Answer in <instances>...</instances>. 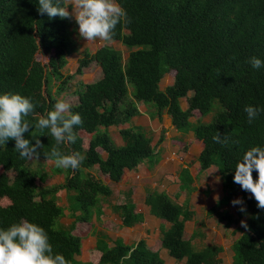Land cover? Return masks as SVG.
Returning <instances> with one entry per match:
<instances>
[{
  "label": "trees",
  "instance_id": "1",
  "mask_svg": "<svg viewBox=\"0 0 264 264\" xmlns=\"http://www.w3.org/2000/svg\"><path fill=\"white\" fill-rule=\"evenodd\" d=\"M131 18L115 29L113 41L127 49L121 52L103 44L93 54L85 52L75 74L95 62L102 76L95 82L81 85L78 101L71 111L79 113L83 124L75 127L76 142L63 144L65 154L78 151L86 159L77 170H65L53 165L52 172L61 174L63 182L51 187H40L44 177L31 171L28 160L15 150V141L0 146V229H7L22 219L45 229L54 252L65 256L70 264L82 263L80 239L59 225L64 209L57 204V194L66 193L68 213L76 222H89L93 215L100 218V203L111 195V190L91 173L93 167L107 175L112 183L121 180L124 170L135 169L142 161L152 162L154 147L140 127L121 129L123 144L117 146L107 128L127 124L138 115V103L153 109V116L166 113L176 131H191L203 143L198 156L200 170L217 167L224 196L219 206L226 204L237 193L244 200L248 230L232 246V264H264V210L257 208L251 193L241 190L233 182L235 166L252 147L264 148V112L248 123L246 106L264 108V67L253 69L249 60L264 61V0H116ZM65 7V0H61ZM38 0H0V95L5 93L30 97L34 114L27 119L33 128L24 134L33 144L35 138L44 146L39 159L49 162L44 153L50 152L55 140L50 130L35 129L41 116L54 110L56 96L51 82L61 79L67 57L74 49L69 20L49 19L38 12ZM40 57L47 60L41 62ZM165 75L173 76L172 85L164 89L159 83ZM67 75L56 87L59 95L65 90ZM191 92V95H187ZM186 98L187 108L179 104ZM197 111L200 116L212 114L208 122L189 118ZM80 131L91 134L88 141ZM219 132L228 137L227 144L215 143ZM101 153H104L105 158ZM52 162V161H51ZM54 163V162H53ZM12 171L10 179L7 172ZM253 179L257 173L253 171ZM249 195V196H247ZM129 198V197H128ZM113 206L123 227L142 222L130 199ZM145 204L150 213L170 224L161 231V247L175 260L185 264H220V248L207 246L193 250L183 241L184 223L192 212L164 193H148ZM216 212L209 209L207 214ZM219 221L237 223L226 211L218 214ZM130 258L124 259L132 250ZM95 252L103 253L96 264H163L156 252L146 247L143 240L125 245L119 239L109 246L106 236L96 233Z\"/></svg>",
  "mask_w": 264,
  "mask_h": 264
},
{
  "label": "clouds",
  "instance_id": "2",
  "mask_svg": "<svg viewBox=\"0 0 264 264\" xmlns=\"http://www.w3.org/2000/svg\"><path fill=\"white\" fill-rule=\"evenodd\" d=\"M38 12L46 14L49 19L59 17L67 19L74 17L78 25L79 35L87 41L97 39L105 42H113L115 29L118 24L131 23V18L116 0H74L72 13L67 7L61 5V0H38ZM75 13V16L73 15ZM253 69L264 67V61L257 57L249 60ZM72 104L68 100H60L54 105V110L41 116L35 124V129L43 132L50 130L51 136L55 140V145L50 152L44 153V157L54 162L57 168L77 170L85 156L78 151L65 154L61 150V145H69L76 142L74 128L83 124V118L79 113L71 111ZM35 105L30 97L19 94L5 93L0 95V146L5 147L7 141H15V150L22 159L32 161L39 160L41 149L44 147L38 138H24V134L33 126L25 119L34 114ZM248 123H252L264 108L246 106ZM215 143L222 145L228 143L226 135L221 136L219 132L213 136ZM253 171L257 173V178L253 179ZM233 182L241 187L242 191L251 193L252 198L257 202V208L264 210V148L256 146L247 150L242 159L235 166ZM233 206L240 205L239 211L246 212L243 199H235ZM240 226L248 230V225L244 220L240 221ZM130 250L124 259L130 258ZM103 253L93 252L92 258L102 257ZM0 264H70V261L61 253L54 252L49 236L44 228L36 223L22 219L18 223H13L7 229H0Z\"/></svg>",
  "mask_w": 264,
  "mask_h": 264
},
{
  "label": "crops",
  "instance_id": "3",
  "mask_svg": "<svg viewBox=\"0 0 264 264\" xmlns=\"http://www.w3.org/2000/svg\"><path fill=\"white\" fill-rule=\"evenodd\" d=\"M180 106L182 109L185 108L182 107L181 103ZM153 114V109L145 115L142 111H139V114L132 117L126 126H120L122 129L129 127L144 129L146 125L150 127L153 125L152 130L156 133L157 140L153 142L150 138L151 145L154 147L152 162L144 160L135 169L124 170L121 180L114 183L119 190L120 187H127L126 191L135 206V212L142 216L141 223L130 228L123 227L122 229L126 230L124 231L126 237L123 238L122 236V240L117 239L125 245H133L139 240H143L148 249L159 255L163 264H185V259L177 261L168 255L166 249L161 247V231L167 230L170 224L153 216L150 213L149 206L144 202L148 193H164L179 205L187 207L193 214L192 218L184 223L183 241L189 243L193 250H202L210 245L216 246L220 248L219 259L221 254L228 253L226 251L228 247L232 249L234 241L241 235L237 227L238 222L228 224L226 221L218 220V214L226 211L234 221H237L235 216L232 215V211L238 213V205L234 207L231 203L237 195L226 204L219 206L224 193L217 167L212 165L206 170H200L198 156L203 149V143L196 139L191 131L186 133L176 131L166 114H162L160 118L153 116ZM110 128H107V130H110ZM176 154L180 159L176 158ZM101 155L103 158L106 156L104 153H101ZM95 167L90 170L93 175L95 174L92 170L96 169ZM121 183L125 186H119ZM113 206L116 205H111L110 211H112ZM212 208L216 212L208 215V210ZM215 218L219 221L218 224L215 223ZM131 233L135 235L133 237L134 241H131L132 237H129ZM226 236L234 238L231 245H226L223 242L226 240ZM206 239L208 244L201 247ZM94 247L95 242L92 245V248ZM231 258L233 262V253Z\"/></svg>",
  "mask_w": 264,
  "mask_h": 264
},
{
  "label": "rangeland",
  "instance_id": "4",
  "mask_svg": "<svg viewBox=\"0 0 264 264\" xmlns=\"http://www.w3.org/2000/svg\"><path fill=\"white\" fill-rule=\"evenodd\" d=\"M72 6L74 7V0H65V7H67V10L70 13H72ZM73 15L75 16L74 12H73ZM69 30L71 33V38L74 42V45H73L74 51L67 57V64L61 71L62 73L61 79L57 78V79L52 80L50 87H51V92L56 96L57 102L60 100H68L72 105H75L78 101L77 91L80 89L81 85L95 82L98 79H100L102 76L101 69L99 65L95 62H91L87 67H84L80 74H75L79 61L82 58H84L85 52L93 54L103 44H107L109 46H112L117 51L121 52L123 59H125L127 56V49L117 41H113L111 43L105 42L99 39H97L96 41H87L84 38L80 37L78 25L75 22L74 17L70 18L69 20ZM38 60L41 62H45L47 59L45 57H40L38 58ZM67 75H72L71 76L72 78H70L67 81L65 90L61 92L59 95H57L55 92L56 87L59 85V83H61L64 80L65 77H67ZM172 83H173V76L165 75L162 78L161 82L159 83V87L162 90L166 86L172 85ZM187 95L188 96L191 95V92H189ZM180 103L183 108L185 107L184 109L187 108L186 98H181L179 100V104ZM137 107H138V111H142L144 115L149 114V112L152 110L149 108L148 105L143 104V103H138ZM165 114L166 113H163V115ZM211 116L212 114H208L206 116H200V114L197 111H194L192 116L189 118V121L192 124L196 123L198 120L206 123L210 120ZM120 126H126V124H122L118 126H111L110 130H107L109 137L113 139L114 144L117 146L123 144V141L121 140L120 135H119V131L122 129L120 128ZM152 128H153V125L151 127L149 125H146L143 130L146 136L151 138L152 141L154 142L157 140V136H156V133L153 132ZM79 135L85 141H88L91 137V134L85 133L84 131H80ZM176 158L180 159L178 158L177 154H176ZM53 165H54L53 162L51 161L45 162L41 159H39L38 161L36 160L28 161L27 163V166L31 171H36L40 175H42V177H44V179H42L41 182L37 181V185L40 187H51V186L62 184L63 176L61 174H54L52 172ZM95 168L96 169L92 170V172H94V174L98 176L100 180L111 190V195L107 197L105 200H102L100 203V206L102 209V215L100 216V218H96V216L93 215L89 222L74 223V219L68 213V202H67L65 191L61 190L57 194V204L64 209L63 216L59 220V225L64 229H68L70 225L73 224L74 226H73V229L71 230V234L79 237L80 239L82 254H80V256H77L76 259L82 263L89 262L93 264H94V259L92 258L91 253L95 252L94 248H92V245L95 242L96 233H99V234L101 233L105 235L106 240L109 245H112L113 240L117 238H120L122 240V236L123 238L126 237L125 232H124L126 230L122 229L123 226H121L120 218L117 216L118 214L114 212L113 209L112 211H110V206L121 204L125 201V199H130L129 194H127V191H126L127 187L125 188L120 187V190H119V188H117L114 185V183H112L109 180L107 175L102 174L98 170L97 167ZM1 172H2V168L0 167V173ZM7 175L10 179H12L14 176V173L12 171H9L7 172ZM139 176L141 177V174ZM141 180H142V177H141ZM119 186H125V185L121 183L119 184ZM238 198L242 199L240 193H237V196L235 197V199H238ZM8 204H9V201L7 199L0 200V205L6 206ZM237 207L239 209L240 205H238ZM237 211L238 213L237 212L235 213L232 211V215L235 216V219L238 222L237 227L239 228L241 232L242 227L240 226V221L241 220H244L245 222L247 221L246 217H248V212L246 211L245 213H242L239 210ZM217 222L219 221H217V219L215 218V223L218 224ZM134 236L135 235H132V233L131 235H129V237H132L131 241L132 240L134 241L133 239ZM225 239L226 240H224L223 242L226 245H231L232 244L231 242L234 240V238H230L228 236H226ZM202 244L203 245H201V247L206 246L208 244V240L206 239L205 242H203ZM226 251L228 253L220 255L221 256L219 258L220 264H226V263L231 264L232 262L231 255L233 251L231 247H228ZM97 262H98V257L95 258V264Z\"/></svg>",
  "mask_w": 264,
  "mask_h": 264
}]
</instances>
